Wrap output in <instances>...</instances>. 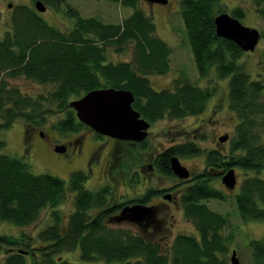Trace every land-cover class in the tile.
Returning <instances> with one entry per match:
<instances>
[{"label":"trees","instance_id":"16d2710c","mask_svg":"<svg viewBox=\"0 0 264 264\" xmlns=\"http://www.w3.org/2000/svg\"><path fill=\"white\" fill-rule=\"evenodd\" d=\"M42 1L54 12L74 19L75 24L63 30L46 21L36 6L19 4L11 9V29L5 27L8 30L0 38V131L21 118L29 140L33 130L55 110L67 112L54 125L58 131L80 130L87 125L77 118L69 102L93 89L107 87L131 90L135 95L134 108L151 123L205 111L216 89L202 88L186 76L175 78L172 88L157 90L151 84L149 75L170 70L172 48L158 36L154 18L139 6L140 0H107L130 8L129 14L118 22L83 17L67 0ZM252 1L264 19V0ZM220 2L181 0L199 76H208L215 67L219 79L230 77L229 105L239 119L226 153L210 150L206 163L211 168L195 175L181 196L184 213L195 224L199 236L180 233L167 251L160 241L145 233L113 227L118 222L113 221L111 214L126 203L111 202V185L87 188L88 174L82 170L72 171L68 182L60 176L35 173L24 158L5 153L7 143L0 138V222L26 226L50 209L49 224L37 236L43 245L41 264H73L61 253L77 248L83 261L229 264L225 255L232 236L226 237L222 230L230 223V217L212 210L208 201L226 199L211 181L220 171L231 168H240L244 175L236 194L241 217L264 221V82L253 79L239 63L244 51L233 40L217 35L215 18L225 11ZM245 13L236 7L231 14L240 19ZM129 44L133 45L131 61L108 60V47L123 52ZM19 76L53 85L54 90L37 97L26 94L9 83V78ZM200 153L204 151L194 142L177 143L159 154V169L162 174L174 176L171 156ZM66 192L75 194V209L64 225L59 203ZM152 194L151 190L147 196L128 203H147ZM94 208L100 209L95 215L90 212ZM33 240L26 232L19 236L0 233V247H7L10 252L5 263L25 264L29 252L36 249L31 247ZM249 246L253 263L264 264V237L252 239Z\"/></svg>","mask_w":264,"mask_h":264},{"label":"rangeland","instance_id":"374dc122","mask_svg":"<svg viewBox=\"0 0 264 264\" xmlns=\"http://www.w3.org/2000/svg\"><path fill=\"white\" fill-rule=\"evenodd\" d=\"M67 3L78 8L83 17L95 16L106 22L121 21L130 12V8H124L120 3L107 0H67ZM19 4L35 6V0H0V38L7 29L5 27L8 26L11 29V9ZM10 5L12 6L10 7ZM220 5L223 6L224 12L229 13H232L236 7L243 8L246 15L240 18L241 22L260 30L261 38L256 49L249 52L244 51L239 63L244 66L253 79L264 82V19L258 14L252 0H221ZM139 6L147 14L153 16L158 36L164 39L172 48L170 70L165 74L149 75L151 84L157 90L166 87L172 88L175 78L186 76L191 82L202 88L216 89L208 100L205 111L198 115H188L181 118L166 117L157 120L149 129L145 149L143 144L130 145L126 141L117 143L110 138L98 139L95 134L91 133V130L86 128L81 129L80 132H77V130L66 133L58 131L54 127L55 123L67 115L66 111L60 110L52 111L47 121L33 130L29 140H26L25 124L21 118L16 119L9 128L1 130L0 138L7 143L4 152L24 158L29 162L32 171L35 173L60 176L68 182L72 171L82 170L88 174L87 188L95 190L106 183L110 184L113 190L111 198L113 204H121V202L125 204L136 200L143 196L147 188L172 187L173 201L166 200L160 195H156L148 201L150 204H157L160 207L159 218L162 220L160 229L154 230L155 227L153 228L150 225L148 227L150 232L147 231L146 233L138 224L132 222L124 221L113 224V227H122L137 233H145L148 238L160 241L164 249L168 251L172 241L180 233L199 236L195 224L185 215L182 204L177 202V195L184 192L191 184L192 179L182 181L177 176L168 177L153 172L148 173L146 168L143 170L142 179H138L137 176L133 178L131 174L134 175L135 170L140 169L142 164L147 165L153 152L162 151L181 142H194L204 151V153L195 156H180L182 164L190 169L193 176L204 172L206 169L211 168L206 163V155L211 149H221L225 153L229 149L230 139L235 132V126L239 119L229 105L230 77L219 79L215 67H212L208 76L203 78L199 76L182 16L181 0H169L167 5L140 0ZM41 15L50 24L63 30L69 29L75 24L74 19L54 12L51 8L41 12ZM107 52L108 60L113 62L131 61L133 58V45L129 44L123 52H117L113 47H108ZM9 83L12 87H19L24 93L34 97L41 94L47 95L54 90L53 85L42 84L25 76L9 78ZM38 132H43L48 141L57 144L73 139L78 140L81 137L80 135L84 134L85 141L82 151L78 156L67 153L61 157L51 151L50 144H46L44 137L41 133L38 135ZM225 135H228V139L224 142L220 141L219 138ZM129 147H131V150H129ZM97 149L99 153H96V155L99 159H94L88 163V159ZM120 151L124 153L123 160L125 158L127 161L125 167H122L120 162L116 160ZM235 172L237 174V184L232 190L223 183L221 174L213 177L211 181L213 187L223 191L226 199H212L208 201V205L212 210L230 217V223L222 230L226 237L232 236V239L228 241L229 252L225 255L229 264H231V257L234 252H236L241 264H254L249 244L252 239H262L264 237V221L259 219L244 220L241 217L236 203V194L240 190L244 175L240 168H235ZM74 199V193L66 192L59 203L60 212L63 213L65 219L64 225L67 223L68 215L75 209ZM99 211V208H94L90 212L95 215ZM49 212L50 209L44 210L35 222L26 226H15L9 222H0V233L19 236L22 232H26L33 237L31 247H36V249L29 252L25 264H41L43 253L40 248L43 245L37 236L49 224ZM9 253L7 247H0V264H6L5 257ZM61 254L73 264H128L123 261L108 262L103 259L83 261L80 257L79 248ZM56 258L60 259L61 256L57 255Z\"/></svg>","mask_w":264,"mask_h":264},{"label":"water","instance_id":"95a60500","mask_svg":"<svg viewBox=\"0 0 264 264\" xmlns=\"http://www.w3.org/2000/svg\"><path fill=\"white\" fill-rule=\"evenodd\" d=\"M152 2L167 3L168 0H150ZM37 11L44 12L47 6L42 0L35 2ZM217 35L233 40L243 51H254L260 41L261 32L256 27L243 24L241 20L229 12L216 16ZM135 95L131 90L124 88H98L83 96L73 99L69 106L76 111L77 118L95 132L110 136L122 141L141 143L148 136L151 122L141 116L134 108ZM43 136L44 133L41 132ZM228 139V135L220 137L221 141ZM58 151H64L59 146ZM173 173L180 179H189L191 172L183 165L177 155L170 159ZM222 181L230 190L237 184V174L234 168L222 174ZM155 208L143 203L126 205L119 214L112 217L115 222H132L141 225L155 215ZM231 264H241L236 252L231 257Z\"/></svg>","mask_w":264,"mask_h":264},{"label":"flooded vegetation","instance_id":"af4514ba","mask_svg":"<svg viewBox=\"0 0 264 264\" xmlns=\"http://www.w3.org/2000/svg\"><path fill=\"white\" fill-rule=\"evenodd\" d=\"M146 1H148L149 3H155V2H152V1H150V0H146ZM168 2H169V0H168ZM168 2L167 3H165V4H163V3H161V4H163V5H167L168 4ZM159 3V2H158ZM246 52H249V51H246ZM71 109H73L72 107H70ZM74 110V109H73ZM75 111V110H74ZM76 113V112H75ZM153 123H151V125H152ZM151 127V126H150ZM83 128H86V129H89V130H91V133L94 135L95 134V136L98 138V139H108V138H110V139H112L114 142H119V141H122V140H118V139H115V138H112V137H110V136H106V135H102V134H99V133H97V132H95V130H93L92 128H90L89 126H86V127H83ZM83 128H82V130H83ZM150 129V128H149ZM149 129H148V136H149ZM81 131V129L80 130H77V132H80ZM39 133H41V132H38V135H39ZM81 137H79L78 138V140H72V141H68V142H63V143H61V144H57V143H54V142H50V141H48L46 138H45V136L43 135V137H44V140H45V142H46V144H50V146H51V151L53 152V153H55V154H57V155H60L61 157H63V156H65L67 153H73L74 155H76V156H78L80 153H81V151H82V147H83V145H84V134H81L80 135ZM148 136H147V138H148ZM147 138L145 139V141H143V142H141V143H137V142H132V141H126L127 142V144H130V145H136V144H143V147H144V149L146 148V143H147ZM219 140H220V138H219ZM221 141V140H220ZM116 143V144H117ZM182 143V142H181ZM99 144V143H98ZM175 145V144H174ZM59 146H61V147H63L64 148V151H58L57 150V148L59 147ZM173 146V145H172ZM99 147V146H98ZM97 147V148H98ZM171 147V146H170ZM169 147H167L166 149H168ZM166 149H163L162 151H159V152H153L152 153V156L151 157H149V162H148V164L146 165V164H142V166H141V168L140 169H137V170H135V173H134V175L133 174H131V176L134 178V177H136L137 176V178L138 179H142V175H144L143 174V170L146 168L147 169V172L149 173V172H153V173H157V174H160V175H164V176H168V175H165V174H162V172L160 171V169H159V167H160V163H159V160H158V156H159V154L160 153H162L163 151H165ZM214 149H216V148H214ZM212 150V149H211ZM217 150H221V149H217ZM96 153L98 154L99 152H98V149H97V151H94L93 153H92V155H91V157L88 159V163L90 162V161H93L94 159L96 160H98L99 158H98V156L96 155ZM123 155H124V153L122 152V151H120L119 152V155L116 157V160H118L119 162H120V165L122 166V167H125V166H127V161L125 160V158H124V160H123ZM178 156V155H177ZM172 157V156H171ZM115 159V158H114ZM171 159V158H170ZM88 165V164H87ZM190 170V169H189ZM173 172V171H172ZM220 174H221V177H222V174L224 173V171H220L219 172ZM174 174V173H173ZM174 176H176L175 174H174ZM168 177H171V176H168ZM178 177V176H177ZM179 178V177H178ZM194 178V176L191 174V176H190V178L189 179H193ZM180 179V178H179ZM189 179H181L182 181H185V180H189ZM105 185H110V184H108V183H106V184H104L103 186H105ZM102 187V186H101ZM100 187V188H101ZM171 189H172V187H169V188H167V187H164V188H147L146 190H145V192H144V194H143V196L145 197V196H147V194H148V192L149 191H153V194L151 195V197H150V199H152L154 196H156V195H160V196H162L164 199H166V200H172L173 201V197H174V193H173V191H171ZM185 191V190H184ZM183 195V193H181V195H177V197H178V199H177V202H179V203H181V196ZM135 203H138V202H135ZM143 203V202H142ZM130 204H134V203H128V202H126V204L124 205V206H126V205H130ZM143 204H147V205H151V206H153L154 208H155V211H156V213H155V215H153V217L151 218V219H149L147 222H144V223H142L141 225H139V227H141L142 229H143V231H145L146 233H147V231L148 232H150V230H149V226L150 225H152V227L154 228V230H157V229H160L161 228V224H162V220L159 218V215H160V207L157 205V204H150V202H148V203H143ZM164 205H166L165 203H164ZM123 206V207H124ZM123 207H121L120 209H118V211L116 212V213H113V214H111V216L112 217H114L115 215H117V214H119L120 213V211L122 210V208ZM120 223H122V222H120ZM130 223V222H129Z\"/></svg>","mask_w":264,"mask_h":264}]
</instances>
